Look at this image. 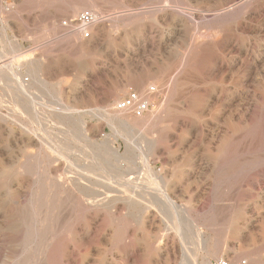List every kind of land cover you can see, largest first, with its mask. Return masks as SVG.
I'll list each match as a JSON object with an SVG mask.
<instances>
[{
    "label": "rangeland",
    "instance_id": "rangeland-1",
    "mask_svg": "<svg viewBox=\"0 0 264 264\" xmlns=\"http://www.w3.org/2000/svg\"><path fill=\"white\" fill-rule=\"evenodd\" d=\"M196 220L264 264V0H0V264H182Z\"/></svg>",
    "mask_w": 264,
    "mask_h": 264
},
{
    "label": "bare ground",
    "instance_id": "bare-ground-1",
    "mask_svg": "<svg viewBox=\"0 0 264 264\" xmlns=\"http://www.w3.org/2000/svg\"><path fill=\"white\" fill-rule=\"evenodd\" d=\"M245 1V0H244ZM248 3V2H247ZM80 10V8H74L73 9V11L71 12V21H72V26L73 27H75L78 31L80 30V28L77 26V24L75 23V19H74V17L77 15V13H78V11ZM2 11V10H1ZM69 13V12H68ZM98 21V20H97ZM94 25H95V23H94ZM93 26V25H92ZM91 26V27H92ZM90 27V28H91ZM75 31V30H74ZM76 32V31H75ZM82 38H84V37H82ZM212 38V37H211ZM214 39V38H213ZM10 54V53H9ZM12 54V53H11ZM8 60H10V59H8ZM9 65V64H8ZM14 67V66H13ZM17 68V67H16ZM3 72V71H2ZM7 72V71H6ZM11 73V72H10ZM151 91V90H150ZM149 94H151L150 92L148 93V96H150ZM152 96V95H151ZM10 97V96H9ZM145 97H146V95H145ZM148 98V100H149V97H147ZM119 111V110H118ZM119 112H124V111H119ZM262 132V131H261ZM145 165H144V167H145V169H146V171L148 172V173H152L153 172V166H152V163L151 162H148V161H146L145 163H144ZM97 167V166H96ZM144 169V170H145ZM144 173V172H143ZM146 176V175H145ZM148 177V176H147ZM103 180V179H102ZM88 181V180H87ZM147 182V181H146ZM76 183V182H75ZM87 183V182H86ZM89 183H91V182H89ZM118 183V182H117ZM141 183V182H140ZM143 183V182H142ZM138 184V183H137ZM155 184V183H154ZM85 185V184H84ZM90 185V184H89ZM146 185V184H145ZM157 185V184H156ZM79 186V185H78ZM112 186V185H111ZM139 186V185H138ZM126 187V186H125ZM158 187V186H157ZM159 187H161V185L159 186ZM158 187V190L157 191H155V188H154V191H155V193H153V195L155 196V198H156V200H158L159 202H161L162 204H164L165 205V207L166 206H168V208H169V210H173L174 212H176V215L178 214V216L181 214L183 217H189V215H188V212L186 211V207L184 208V207H180V206H178L177 205V203L173 200V196H171L170 195V193H169V190L167 189V188H164V189H161V188H159ZM91 188V187H90ZM131 188V187H130ZM153 188V187H152ZM100 189V188H99ZM80 190V189H79ZM96 190V189H95ZM136 190V188L134 189V191ZM98 191V190H97ZM112 191L113 192H116V193H118L119 195H120V193H122L124 190H122V192H120V190L118 191V190H114V189H112ZM134 191H132V192H134ZM89 192V191H88ZM131 192V193H132ZM149 192V191H148ZM109 193V192H108ZM125 193V192H124ZM118 194H115V195H113V196H116V195H118ZM128 194V193H127ZM126 194V195H127ZM149 193H147V195H148ZM151 194V193H150ZM86 195V194H85ZM125 195V194H124ZM123 195V196H124ZM132 195V196H131ZM131 195H129L132 199H136L137 197H135L134 198V193L133 194H131ZM135 195H137L138 196V193L137 194H135ZM107 196V195H106ZM129 196H127V198L129 197ZM140 196V198H141V194L139 195ZM143 196V195H142ZM145 197V196H144ZM117 198V197H116ZM125 198V197H124ZM113 199V198H112ZM132 199H130V200H132ZM151 199V198H150ZM153 199V198H152ZM145 201V200H144ZM151 200H149V202H150ZM115 202V201H114ZM126 202V201H125ZM146 202H148V201H146ZM145 202V203H146ZM85 203V202H84ZM112 203V202H111ZM121 203V202H120ZM144 203V202H143ZM156 203H157V201H156ZM113 205V204H112ZM147 205H149V204H147ZM151 205H152V203H151ZM87 206V205H86ZM111 206V205H110ZM115 206H116V204H115ZM124 206V205H123ZM128 206V205H127ZM162 206V205H161ZM92 207V206H91ZM142 207V206H141ZM144 207V206H143ZM153 207V206H152ZM155 207V206H154ZM111 208V207H110ZM127 208V207H126ZM158 208V207H157ZM98 209V208H97ZM140 209V208H139ZM146 209V208H145ZM160 209H164V208H160ZM166 210V209H165ZM133 211V210H132ZM132 211H130V212H132ZM148 211H149V209H148ZM166 211H168V210H166ZM169 212H171V211H169ZM138 213V212H137ZM157 213H159V212H157ZM163 213V212H162ZM168 213V212H167ZM170 214V213H169ZM150 215V214H149ZM164 215V214H163ZM163 215H162V217H163ZM175 215V216H176ZM181 216V217H182ZM157 217V216H156ZM167 217V216H166ZM172 217H174V216H172ZM180 217V216H179ZM176 218V217H175ZM178 218V217H177ZM192 218V217H191ZM168 219H169V217H168ZM174 219V218H173ZM173 219H172V222H174V221H176L175 219H174V221H173ZM182 221H183V219L182 218H180ZM185 219V218H184ZM179 220V219H178ZM195 220V219H194ZM160 221V220H159ZM165 221V220H164ZM171 221V220H170ZM169 221V222H170ZM187 221V220H186ZM192 221V220H191ZM125 222V221H124ZM145 222V221H144ZM162 223V222H161ZM165 223H166V221H165ZM164 223V224H165ZM179 223V222H178ZM178 223H177V226H178ZM181 223V222H180ZM183 223V222H182ZM190 223V222H189ZM193 223H194V221H193ZM154 224H156V223H154ZM176 224V223H175ZM116 225V224H115ZM114 225V226H115ZM180 225H182V224H180ZM184 225V224H183ZM195 226H196V242H195V244H196V246H194V248H190L189 247V243L187 242V239H185V236L183 235L184 234V232L181 234H179V243H178V245L180 246V253H181V257H182V264H205V261H203L202 263H200V260L202 259H205L204 257H203V251H204V248H205V244H206V240H205V233H204V231H203V226L201 225V224H199L198 223V221L196 220V222H195V224H194ZM172 226V225H171ZM173 226H174V224H173ZM172 226V227H173ZM177 226H175V227H177ZM188 226H191V225H188ZM117 227V226H116ZM150 227V226H149ZM159 227H161V226H159ZM182 227V226H181ZM186 227V226H185ZM192 227V226H191ZM127 228V227H126ZM167 228V227H166ZM179 228V227H178ZM177 228V229H178ZM194 228V227H193ZM123 229V228H122ZM168 229V228H167ZM176 229V228H175ZM117 230V229H116ZM125 230V229H124ZM124 230H123V232H124ZM171 230H174L173 228L171 229ZM171 230H170V232H171ZM195 230V229H194ZM121 231V230H120ZM188 230L186 229V232H187ZM98 232V231H97ZM118 232V231H117ZM148 232H150V231H148ZM177 232H180V231H178L177 230ZM120 233V232H119ZM190 233V232H189ZM126 234V233H125ZM170 234V233H169ZM175 234V233H174ZM178 234V233H177ZM89 235V234H88ZM92 235V234H91ZM120 235V234H119ZM124 235V234H123ZM155 235V234H154ZM189 235V234H188ZM187 235V236H188ZM191 235V234H190ZM100 236V235H99ZM119 237V236H118ZM194 237V238H195ZM131 238H132V236H131ZM154 238V237H153ZM168 239V238H167ZM191 239H193V237H191ZM155 240V239H154ZM175 240H177V239H175ZM131 241V240H130ZM163 241V240H162ZM86 242V241H85ZM116 242V241H115ZM176 242V241H175ZM174 242V243H175ZM173 243V242H172ZM98 244V243H97ZM194 244V243H193ZM58 245V244H57ZM84 245V244H83ZM130 245H133L132 243L130 244ZM138 245V244H137ZM76 246V245H75ZM149 246V245H148ZM147 246V247H148ZM168 246V245H167ZM178 246V247H179ZM56 247V246H55ZM78 247V246H77ZM82 247V246H81ZM85 247V246H84ZM135 247V246H134ZM133 247V248H134ZM192 247V246H191ZM132 248V247H131ZM138 248V247H137ZM75 249V248H74ZM82 249V248H81ZM176 249H177V247H176ZM176 249H175V251H176ZM191 249H192V253L195 255L194 257H195V259L193 260V258L191 257ZM154 250V249H153ZM53 251V250H52ZM68 251H69V249H68ZM125 251V250H124ZM56 252V251H55ZM83 252V251H82ZM123 252V251H122ZM177 252V251H176ZM179 252V251H178ZM76 253V252H75ZM84 254V253H83ZM129 254V253H128ZM127 254V255H128ZM142 254V253H141ZM153 254V253H152ZM151 254V255H152ZM68 255H69V253H68ZM67 255V256H68ZM71 255V254H70ZM100 255H102V254H100ZM168 255V254H167ZM148 256H150V255H148ZM202 257V258H201ZM76 258V257H75ZM80 258V257H79ZM81 258H83V257H81ZM145 258V257H144ZM179 258V257H178ZM71 259V258H70ZM69 259V260H70ZM100 259V258H99ZM137 259V258H136ZM65 260V259H64ZM72 260V259H71ZM120 260V259H119ZM123 260V259H122ZM168 260H169V258H168ZM124 261V260H123ZM137 261V260H136ZM154 261V260H153ZM173 261V260H172ZM168 262V261H167ZM177 262V261H176ZM100 263V262H99ZM137 263H138V261H137ZM169 263V262H168Z\"/></svg>",
    "mask_w": 264,
    "mask_h": 264
},
{
    "label": "built area",
    "instance_id": "built-area-1",
    "mask_svg": "<svg viewBox=\"0 0 264 264\" xmlns=\"http://www.w3.org/2000/svg\"><path fill=\"white\" fill-rule=\"evenodd\" d=\"M97 22V17L91 12H84L79 16L77 20V26L80 28L79 32L84 38L90 37L89 28ZM154 91V89H152ZM150 104L148 101L141 100L137 92H130L125 98H123L116 106V109L124 112H131L137 117L143 116L149 110ZM219 264H234L229 260H221ZM246 264V262L238 263Z\"/></svg>",
    "mask_w": 264,
    "mask_h": 264
}]
</instances>
